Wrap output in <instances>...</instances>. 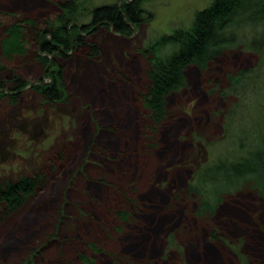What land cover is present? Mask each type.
<instances>
[{"label":"rangeland","instance_id":"1","mask_svg":"<svg viewBox=\"0 0 264 264\" xmlns=\"http://www.w3.org/2000/svg\"><path fill=\"white\" fill-rule=\"evenodd\" d=\"M211 1L145 0L140 7L141 22L128 26L131 28L126 34L116 35L113 27L115 34L110 26H92L86 10L112 4L120 7L133 0H75L83 5V13L69 22L67 29L76 26L78 35L97 45L100 57L88 59L78 48L77 53L55 52L44 57L38 54L37 60L36 47L15 60L16 75L27 83H38L42 78L43 84L38 85L48 86L51 75L60 72L64 94L55 101L32 87L22 89L16 98L0 93V184L37 177V170L46 176L43 190L28 200L23 197L22 208L0 219V264H64L67 257L79 264L74 238L81 240L82 254L89 251L85 250L86 243L101 242L108 251L118 249L140 260L150 261L152 257L153 264H208L204 258L196 257L193 246L197 239L210 236L213 222L195 215L196 201L177 195L190 183L193 172L218 159L237 157L238 150L233 153L231 143L249 139L262 126L263 105L256 96L264 95V84H250L244 90L229 124L215 117L227 104L220 95L208 93L205 77L199 78L192 88L171 96L167 101L172 118L158 159L150 161L147 174L139 172L138 185L129 174L137 172V162L133 160L138 156L143 159L146 153L142 146L148 141L134 124L143 110L138 91L146 80V63L138 52L162 35L188 30L195 13ZM45 2L0 0V10L20 8L26 15L41 16L45 21L58 13L55 0ZM83 26L88 33H81ZM250 33L245 29L240 35L244 39ZM261 33L259 29L255 37ZM232 54L235 64L254 70L257 81L264 79V38L257 52L235 50ZM216 74L221 76L218 71ZM9 77V70L0 71V80ZM5 90L10 92V86L6 85ZM249 100L253 101L250 107L246 105ZM235 124L239 128L231 134ZM131 183L134 197L141 195L138 202L143 203L144 209L133 214L131 228L128 230L127 226L119 234L113 230L118 227L117 220L112 213H106V209L115 210L113 204L119 202V194L110 185L129 190L127 185ZM223 208L224 205L219 206L216 211L223 213ZM142 215L150 217L147 223L140 218ZM154 226L159 229L161 244L155 242L148 229ZM221 232L226 234L225 230ZM105 234L109 235L108 240ZM165 234L171 241L166 243L167 251L162 248ZM219 245L223 253L217 264L247 261L243 255L242 261L238 253L229 252L223 243ZM144 247L148 249L145 252ZM162 253L166 256L161 259ZM94 261L111 264L108 258L99 256Z\"/></svg>","mask_w":264,"mask_h":264},{"label":"trees","instance_id":"2","mask_svg":"<svg viewBox=\"0 0 264 264\" xmlns=\"http://www.w3.org/2000/svg\"><path fill=\"white\" fill-rule=\"evenodd\" d=\"M44 3L45 0H40ZM54 1V0H53ZM145 0H133L132 3H124L120 7L116 4L91 7L86 10L90 17V24L98 27H113L116 33L126 34L132 25L141 22L142 3ZM24 2V0H16ZM57 2V1H56ZM56 5V4H55ZM57 8L65 14L56 15L43 20L41 16H28L20 10H0V71L9 70L11 77L7 80H0V93L3 96L5 86H10L11 98L21 94L22 89L30 83L21 80L16 75L15 60L27 56L28 51L36 48V59L38 54L52 55L55 52L62 54L73 50L77 53L79 49L88 59L100 57V50L97 45L87 43V37H81L76 26L70 31L67 29L69 22L75 21L77 16L83 13L82 4L75 0H69L67 4H57ZM65 9V10H64ZM31 14L30 12H28ZM191 27L188 30H175L171 34L162 35L149 44L138 54L145 60V82L142 85L138 96L141 101L142 112L135 118L143 139L148 140L142 146L143 159L138 156L135 160L138 166L137 172L129 176L138 185V175L142 171L147 174V167L155 159L157 153L163 147L166 137L165 129L172 118L168 108V101L171 96L186 91L199 78L205 77L204 84L209 94H218L225 101L226 108L215 114V117L224 120L225 124L232 122L233 112L238 107V99L248 89L250 84H264L257 81L255 71L232 60V53L235 50L246 52L260 49L264 38V0H212L202 11L195 13ZM50 19H53L50 21ZM147 19V18H146ZM76 27V28H75ZM82 27L81 33H88V29ZM251 33L244 39L241 33L245 30ZM261 29L260 37H255ZM79 48V49H78ZM78 50V51H77ZM226 56V59L224 57ZM238 62V61H237ZM221 76L216 77V72ZM50 74V71L47 72ZM59 74H61L59 72ZM55 72L52 83L48 86L33 85V90L40 93L48 100H60L64 94L61 75ZM42 79H40L41 81ZM39 81V84L41 82ZM259 82V83H258ZM192 84V85H191ZM259 86V85H258ZM257 86V88H258ZM262 90V87H260ZM259 90V89H258ZM264 93V89L262 90ZM261 99V112L264 113V95L256 96ZM233 99H237L232 104ZM234 102V101H233ZM258 102L255 100V103ZM253 101L246 103L249 107ZM133 122V121H132ZM131 123V121H130ZM256 133L249 139L230 143L234 151L238 150L237 157L232 160L218 159L200 170L193 172L190 183L180 191L177 197H186L197 202L196 214L199 218L206 216L213 225L210 236L203 240H196L193 246L194 254L198 258H204L208 264H217L223 253L219 243L232 250L245 264H264V122ZM239 125L232 128L231 134L236 132ZM141 138V137H140ZM235 140L238 137L234 138ZM161 151V150H160ZM241 152V154H240ZM236 153V152H235ZM163 161V157L160 158ZM140 160V161H139ZM151 161V162H150ZM37 177H22L17 181L4 182L0 184V219L9 213L22 208L23 197L33 198L40 189L43 190L46 176L37 170ZM130 179V178H129ZM100 183H107L106 180H99ZM110 183V182H108ZM133 184V183H131ZM110 185V184H108ZM114 192L119 194L118 205L115 210L106 209V213L113 214L117 220V226L113 230L122 233L128 226V230L134 223L133 214L142 212L144 209L140 196H135L134 184L125 189L115 188L110 185ZM148 198V195L144 196ZM150 200L152 196H149ZM158 197V196H157ZM158 200H160L158 198ZM189 201V202H191ZM227 204V206H225ZM223 213L217 212L219 206H223ZM19 208V209H20ZM118 208V209H116ZM111 209V208H110ZM147 223L150 219L142 215L140 217ZM216 220V222L214 221ZM154 224V221H152ZM103 227L105 225H102ZM226 228V229H225ZM154 234L156 243L161 244V236L157 234L158 228H148ZM162 230V229H161ZM164 230V229H163ZM226 232V234L221 231ZM105 231V229H103ZM173 234H171V237ZM184 236L182 238H187ZM224 236L226 238H224ZM105 239L109 235L105 234ZM163 250L167 251V241H171L163 235ZM192 239V238H190ZM75 241V242H74ZM76 244L75 255L79 258V264H96L94 258H108L111 264H153L155 261L140 260L125 255L118 249L107 250L101 246V242L86 243L85 250L88 253H81V240L74 238ZM197 242V244H196ZM173 244V242H172ZM15 246V245H14ZM14 246L11 249L14 250ZM170 246V245H168ZM16 248L18 246H15ZM151 253L154 246H151ZM144 252L148 249L143 248ZM231 251V252H232ZM148 255V253H147ZM165 253H162V257ZM244 257H243V256ZM166 256V255H165ZM77 258V261H78ZM70 257L65 259L64 264H75ZM77 264V263H76Z\"/></svg>","mask_w":264,"mask_h":264},{"label":"bare ground","instance_id":"3","mask_svg":"<svg viewBox=\"0 0 264 264\" xmlns=\"http://www.w3.org/2000/svg\"><path fill=\"white\" fill-rule=\"evenodd\" d=\"M55 1H57L56 2V5L57 4H67V3H69V1H64V0H55ZM47 4V3H46ZM55 5V7L57 8V6ZM58 10H60L59 8H57ZM65 10V9H64ZM63 11V9H61L60 11H58L60 14H65L64 12H62ZM148 20V19H147ZM1 21V20H0ZM130 26L132 27V24H130ZM42 79V78H41ZM36 83V82H35Z\"/></svg>","mask_w":264,"mask_h":264},{"label":"water","instance_id":"4","mask_svg":"<svg viewBox=\"0 0 264 264\" xmlns=\"http://www.w3.org/2000/svg\"><path fill=\"white\" fill-rule=\"evenodd\" d=\"M113 28L110 27V30L113 32L112 30ZM114 33V32H113ZM115 34V33H114ZM116 35H119V34H116ZM34 83H30L29 86H27L28 88H30V86H32Z\"/></svg>","mask_w":264,"mask_h":264}]
</instances>
